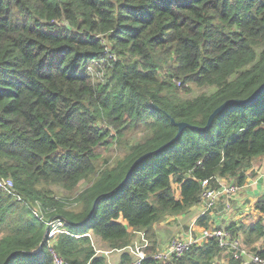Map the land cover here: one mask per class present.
<instances>
[{
  "label": "trees",
  "instance_id": "trees-1",
  "mask_svg": "<svg viewBox=\"0 0 264 264\" xmlns=\"http://www.w3.org/2000/svg\"><path fill=\"white\" fill-rule=\"evenodd\" d=\"M189 83L213 89L185 97ZM263 83L264 0H0V177L22 198L0 188V264H53L52 252L107 264L101 250H122L140 231L147 241L162 218L200 205L203 180L241 185L264 155V89L204 126ZM178 122L190 127L156 151ZM112 144L115 159L100 165ZM255 207L263 216L264 199ZM262 216L224 228L252 244ZM57 219L69 234L49 249L46 222ZM207 219L197 224L210 228ZM148 252L141 264H222L213 237L167 261ZM130 260L122 251L120 264Z\"/></svg>",
  "mask_w": 264,
  "mask_h": 264
},
{
  "label": "crops",
  "instance_id": "crops-1",
  "mask_svg": "<svg viewBox=\"0 0 264 264\" xmlns=\"http://www.w3.org/2000/svg\"><path fill=\"white\" fill-rule=\"evenodd\" d=\"M221 180L226 182H233L230 178H222ZM259 199H264V155H260L256 158H253L246 167L245 179L241 184V189L237 194L230 198L221 197L215 206V208L205 211L202 205H197L191 207L188 212L191 214H187L185 218V222H181V215H168L162 218L160 221L155 223L152 227V232L155 234L154 237L147 239L150 244L155 245V249L159 250V248H163L164 244L167 243L168 236L175 235L177 233H181L182 230H170V234L164 237L167 232L168 224L172 221L177 226L188 225L187 221L191 220V226H196L197 228H202V226L197 224V219L200 216H206L208 219L206 220L210 228L213 227H227L231 223H241L243 225H249L256 221L257 218L262 216L261 212L256 209L255 204ZM187 212V211H186ZM263 221H264V215ZM197 234V233H196ZM135 235L137 243H130V245H134L135 247L143 246V248L148 252V245L146 239L143 238V233L136 232ZM234 238L238 239L241 243L248 246L250 249L254 246L256 249H264V237H261L257 241L252 244H246L244 242L243 234L238 231L237 236ZM96 242H100L99 240H95ZM102 255L106 256L108 260H106L107 264H120V254L122 251H127L126 248L122 250H113L104 252ZM223 253V252H221ZM226 255V253H223ZM110 259V260H109ZM132 259V257H131ZM230 260V259H229ZM228 262L220 261L222 264H228ZM131 261V260H130ZM129 264V263H128Z\"/></svg>",
  "mask_w": 264,
  "mask_h": 264
},
{
  "label": "built area",
  "instance_id": "built-area-1",
  "mask_svg": "<svg viewBox=\"0 0 264 264\" xmlns=\"http://www.w3.org/2000/svg\"><path fill=\"white\" fill-rule=\"evenodd\" d=\"M109 58L114 59V56L111 54ZM202 186L203 190L200 196V205L203 206L205 211L215 208L217 201L221 197L230 198L241 189V185L234 182H217V185L212 186L207 179L202 181ZM0 188L4 192L13 195L18 201L22 200L21 196L15 191L13 180L10 177H0ZM33 214L40 218L42 217L39 212H33ZM46 224L49 226L46 235L48 237V248L50 249L51 240H53L56 234L61 232L69 234V232L63 228V220H48ZM84 235H88V233ZM76 237H79V235H76ZM212 237L215 238L219 248L223 253H226L229 259L238 261L239 264H264V255L241 243L238 239L231 236L224 227L207 228L197 234H186L183 237L176 236L164 246V251L161 252V249L156 250V252L152 254V257L156 260L164 261L173 257L179 258L193 244H200L207 238ZM126 249L132 257L129 264H141L147 257V252L143 246L133 247L132 245H128ZM52 261L53 264H68L54 252H52Z\"/></svg>",
  "mask_w": 264,
  "mask_h": 264
},
{
  "label": "rangeland",
  "instance_id": "rangeland-1",
  "mask_svg": "<svg viewBox=\"0 0 264 264\" xmlns=\"http://www.w3.org/2000/svg\"><path fill=\"white\" fill-rule=\"evenodd\" d=\"M93 69H95V68H93ZM92 72H95V71H92ZM101 76L102 75H100V77ZM93 80H94V82H97V80H99V78L97 76H95V79H93ZM186 86H187L186 91H183L182 95L185 96V97H189V98L194 97V96H196V95H198L200 93H209L213 89V88H210V87H199V86H196V85L190 84V83L188 85H186ZM139 129H140V127H136L134 129L126 131L125 137L127 138L129 143H132L133 141L137 140L138 136H140L141 133L139 132ZM116 154H117V149H116L115 146H113V144L109 148L102 150L101 157L99 158L100 165H103L105 163H112L113 160L115 159ZM86 186H87V183L84 182V181H81L79 183L76 191L79 192L83 188H85ZM72 206H74V204H72ZM31 211L39 212L38 211V207L37 208L36 207H31ZM189 214H191V213H189ZM186 217H187V214H185L183 217L181 216L180 220H181L182 223L185 222V218ZM187 223H188V225H184L183 224L184 227L175 225V223H173V221L170 224H168L167 229H165L167 232L164 234L165 235L164 237H166V235L170 234V230H174V231L182 230V232L181 233H177V234L172 235V236H168L167 243H169V241L172 238L176 237V236L183 237L186 234H196V233H199V232H201L202 230L205 229V228H197L195 225L191 226V224H192L191 220L187 221ZM136 237H137L136 235L133 236L132 243H137ZM167 243H165L163 246H165ZM96 244H97V247H99L101 249L103 248L101 242H96ZM152 245H153V248H155L154 243L151 244V246ZM132 246L135 247L134 245H132ZM101 251L103 252V250H101ZM107 251H109V250H105L104 252H107ZM162 251H164V247L161 248V252ZM155 252H156V249H154L153 252H148V253L153 254ZM217 259L219 261L228 262L229 258H228L227 255H224L223 253H221L220 256L217 257ZM106 260H108L107 256H106Z\"/></svg>",
  "mask_w": 264,
  "mask_h": 264
},
{
  "label": "water",
  "instance_id": "water-1",
  "mask_svg": "<svg viewBox=\"0 0 264 264\" xmlns=\"http://www.w3.org/2000/svg\"><path fill=\"white\" fill-rule=\"evenodd\" d=\"M264 89V83L258 87L247 99H244V100H239V99H228V100H225L222 104H220L219 106H217L213 111L212 113L209 115L208 117V120H207V123L206 125L204 126V129H207L210 127L212 121H213V118L220 114L229 104H232V103H238V104H241L243 102H249V101H252V100H255L260 94L261 92L263 91ZM178 126V131L176 133V135L174 136V138L172 140H170L168 143H166L165 145L159 147L156 151H159L161 150L164 146L166 145H169L172 141H174L175 139L179 138L181 133L183 132V130L186 128V127H190V125L186 122H178L177 124ZM151 152H148V153H145L143 155H141L140 157H138L134 162L133 164L131 165L130 167V172L131 170L140 162L142 161L144 158L148 157L150 155ZM129 172V173H130ZM127 179V178H126ZM125 179V180H126ZM125 180L124 182H122V184L125 183Z\"/></svg>",
  "mask_w": 264,
  "mask_h": 264
}]
</instances>
